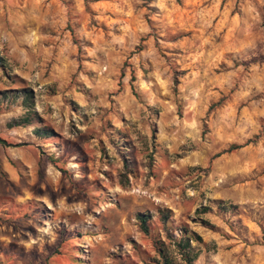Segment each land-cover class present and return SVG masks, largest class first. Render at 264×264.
<instances>
[{
	"label": "rangeland",
	"instance_id": "rangeland-1",
	"mask_svg": "<svg viewBox=\"0 0 264 264\" xmlns=\"http://www.w3.org/2000/svg\"><path fill=\"white\" fill-rule=\"evenodd\" d=\"M180 240L264 264V0H0V264Z\"/></svg>",
	"mask_w": 264,
	"mask_h": 264
},
{
	"label": "trees",
	"instance_id": "trees-1",
	"mask_svg": "<svg viewBox=\"0 0 264 264\" xmlns=\"http://www.w3.org/2000/svg\"><path fill=\"white\" fill-rule=\"evenodd\" d=\"M180 74H183V73H180ZM179 85H180L179 72H177V73H175V78H174L175 92L178 91ZM219 105H221V102H219L217 104V106H219ZM26 121L27 120L16 122V126H20V125H22V123H26ZM37 134L48 135L47 132L41 133L40 131H37ZM242 147H243L242 145H233L228 150L224 151L223 153H231V152H234V151H236ZM223 153L218 154L216 157H219ZM170 213H171L170 211L162 212L160 219H161L163 224L167 225V223L169 222ZM137 219L139 222V227H140L141 232L143 234H145L146 236H150V234H151V225L149 223L150 216L147 214H138ZM176 245L178 246L179 251L181 252L182 259L185 262V264H195V261L197 259V254L193 253L190 243L188 241H186L183 244V240H180L179 242L176 243ZM155 247L157 249V252L159 253V256L162 259V261H161L162 264H173L172 260L166 254L165 250H163L162 248H159L158 242H155Z\"/></svg>",
	"mask_w": 264,
	"mask_h": 264
}]
</instances>
